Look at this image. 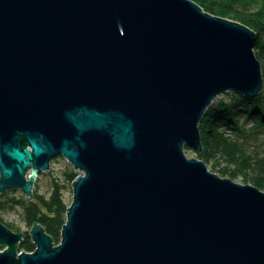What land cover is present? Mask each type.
I'll return each instance as SVG.
<instances>
[{"label": "water", "instance_id": "95a60500", "mask_svg": "<svg viewBox=\"0 0 264 264\" xmlns=\"http://www.w3.org/2000/svg\"><path fill=\"white\" fill-rule=\"evenodd\" d=\"M256 36L194 0H0V194L84 172L57 245L0 218V264H264V190L185 152L218 96L261 93Z\"/></svg>", "mask_w": 264, "mask_h": 264}, {"label": "trees", "instance_id": "16d2710c", "mask_svg": "<svg viewBox=\"0 0 264 264\" xmlns=\"http://www.w3.org/2000/svg\"><path fill=\"white\" fill-rule=\"evenodd\" d=\"M194 1L212 14L239 21L257 32L254 49L264 73V0ZM200 127L203 140V150L199 152L201 159L213 161V170L222 176L242 177L243 182L264 190V89L256 96L232 93L230 99L214 101ZM64 175V180L53 179L49 196L40 193L35 183L37 201L26 194L3 192L0 194V210L16 211L30 228L41 223L59 243L69 210L64 190L76 178L77 172L70 168ZM0 218L11 229L22 231L15 222L5 221L2 215ZM24 232L19 250H35L30 231Z\"/></svg>", "mask_w": 264, "mask_h": 264}, {"label": "rangeland", "instance_id": "374dc122", "mask_svg": "<svg viewBox=\"0 0 264 264\" xmlns=\"http://www.w3.org/2000/svg\"><path fill=\"white\" fill-rule=\"evenodd\" d=\"M263 89H264V87H263ZM263 89H262V91H263ZM232 93H235V92H232V91L224 92L223 94L218 96L215 99V101L216 100H223V99H230ZM201 134H202V132H201ZM187 147L188 148H186V146H185V152H186V154H187V156L189 158L194 157V158L201 159L199 157V152L200 151H198L195 148H193L191 146H188V145H187ZM205 162H206L208 168L211 171H213L215 173H218L215 170H213L214 169L213 168V161H205ZM70 168H73L77 173H80L82 175L84 174V172L83 173L80 172L81 171L80 169H76L74 167V165L72 164V162H70L64 155L61 154V155L55 156L51 160L50 168L48 170L44 171V172H41L36 177V182L35 183H36L38 191L40 193H42V194H45L46 196H49V194L51 192V189H52V181H53V179L54 178H60L61 180H64L65 171L70 169ZM218 174L221 175L220 173H218ZM222 177H229V176H222ZM229 178H231V177H229ZM234 180L237 181V182L246 184L245 182H243V178L242 177L235 178ZM8 191L11 192V194H15V195L25 194L22 190H20L18 188L17 189L16 188L15 189H10ZM33 191H34V189H33ZM64 197H65V200L69 203V207H70V205L72 204L73 199H74L73 182L69 183L67 188L64 190ZM0 215L3 216V219L5 221L15 222L20 227V229L22 231H24V230H29L30 231L31 230V228L26 225L25 221L20 217V215L16 211H11V212L4 211V212H2L0 210ZM55 244L57 245L58 243L55 242ZM5 248H6L5 245H1L0 244V251H3ZM33 251H28V252H33ZM21 252L22 251L19 250V253H21Z\"/></svg>", "mask_w": 264, "mask_h": 264}, {"label": "bare ground", "instance_id": "6f19581e", "mask_svg": "<svg viewBox=\"0 0 264 264\" xmlns=\"http://www.w3.org/2000/svg\"><path fill=\"white\" fill-rule=\"evenodd\" d=\"M239 22V21H238ZM245 25V24H244ZM253 30V29H252ZM257 33V32H256ZM201 128V127H200ZM31 171L32 170H30L28 173H27V179H29L30 178V175L29 174H31ZM80 172H82L83 173V171H80ZM79 175H82V174H80V173H77V176H79ZM35 186V185H34Z\"/></svg>", "mask_w": 264, "mask_h": 264}, {"label": "built area", "instance_id": "2783aa9c", "mask_svg": "<svg viewBox=\"0 0 264 264\" xmlns=\"http://www.w3.org/2000/svg\"><path fill=\"white\" fill-rule=\"evenodd\" d=\"M78 176H76L75 180L77 179Z\"/></svg>", "mask_w": 264, "mask_h": 264}]
</instances>
